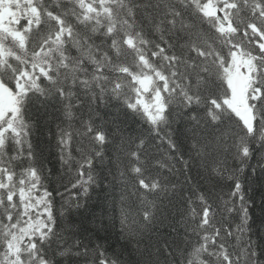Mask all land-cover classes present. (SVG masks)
<instances>
[{"label":"snow or ice","instance_id":"snow-or-ice-1","mask_svg":"<svg viewBox=\"0 0 264 264\" xmlns=\"http://www.w3.org/2000/svg\"><path fill=\"white\" fill-rule=\"evenodd\" d=\"M255 177L264 0H0V264H264Z\"/></svg>","mask_w":264,"mask_h":264},{"label":"trees","instance_id":"trees-1","mask_svg":"<svg viewBox=\"0 0 264 264\" xmlns=\"http://www.w3.org/2000/svg\"><path fill=\"white\" fill-rule=\"evenodd\" d=\"M103 111V109H101ZM128 131L129 134L135 135L136 132L139 130V125H132L131 122H129ZM261 181L259 180V177L252 178L250 181L251 186L254 188V191L252 193L253 198L257 201L256 206L254 207V215L256 217V224L254 225V230L256 228H259L261 226L260 220L262 217H264V213H261L260 210V196L258 192L255 191V189L259 186V183ZM115 195L118 197L119 195V189L116 190ZM59 198L57 197V200ZM113 199V194L111 190L108 191H101L99 188H97L96 191L91 193V200L87 201V211L84 212L85 217H89L92 220V223H89V227H99V221L101 218L104 219L105 224L107 225V218L109 215H111V201ZM59 204H57V207ZM73 218L76 220L80 219V216L78 214L73 215ZM87 222V221H86ZM109 232L110 236L107 240V243L112 245L117 251H119L120 244L123 243V240L118 235L119 233V223L117 222V225L115 228H111L109 226ZM163 234L167 235L170 232V229L164 228L162 229ZM101 236L105 235L104 232L100 233Z\"/></svg>","mask_w":264,"mask_h":264}]
</instances>
